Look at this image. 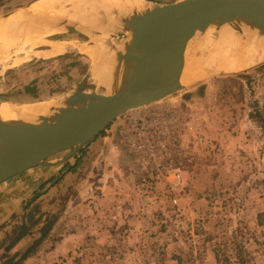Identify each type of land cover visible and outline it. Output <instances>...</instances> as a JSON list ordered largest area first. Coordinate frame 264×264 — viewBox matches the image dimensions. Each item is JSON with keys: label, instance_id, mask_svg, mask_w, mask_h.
I'll return each instance as SVG.
<instances>
[{"label": "rangeland", "instance_id": "rangeland-1", "mask_svg": "<svg viewBox=\"0 0 264 264\" xmlns=\"http://www.w3.org/2000/svg\"><path fill=\"white\" fill-rule=\"evenodd\" d=\"M29 1L0 0V18ZM50 31L39 41L91 40L63 27L50 26ZM103 38L112 42L116 36ZM25 44L15 38L1 48L0 101L59 100L72 94L93 64L75 50L37 56L46 48L42 43L29 50L36 55L27 57ZM186 49L184 62L190 69L199 52L192 51L191 43ZM203 68L201 80L182 84V90L154 103L188 112L195 128L183 138L182 185L174 195H163L164 183L154 193L140 187L136 159L119 142L122 115L114 120L117 146L104 181L94 178L79 186L76 177L41 190L44 181L17 190L21 202L16 212L0 214V262L20 255L50 226L23 264H264V61L230 73ZM34 191H40L39 197L26 206ZM173 196L176 205L169 202ZM22 223L29 232L8 251Z\"/></svg>", "mask_w": 264, "mask_h": 264}, {"label": "water", "instance_id": "water-1", "mask_svg": "<svg viewBox=\"0 0 264 264\" xmlns=\"http://www.w3.org/2000/svg\"><path fill=\"white\" fill-rule=\"evenodd\" d=\"M146 2L149 9L143 13L122 19L117 29L113 26L106 34L94 35L116 36L111 48L114 41H126L122 51L115 55L112 51L116 87L109 90L94 77L92 64L64 105L49 117L18 127L0 120V184L30 169L69 160L123 114L182 90L184 52L197 31L227 27L241 32L245 27L264 37V0ZM50 26L87 34L57 20ZM61 154L60 159L50 160Z\"/></svg>", "mask_w": 264, "mask_h": 264}, {"label": "bare ground", "instance_id": "bare-ground-1", "mask_svg": "<svg viewBox=\"0 0 264 264\" xmlns=\"http://www.w3.org/2000/svg\"><path fill=\"white\" fill-rule=\"evenodd\" d=\"M147 9L149 5L144 0H37L27 7L14 10L7 19L0 20V51L2 46H6L3 44L22 38L26 43L22 50L26 53L38 43L46 44L48 50L36 52L37 56L39 54L45 58L59 55L67 49L82 52L94 65L93 76L112 90L119 83L116 70L111 72L113 53L115 55L116 51H122L126 41H114V48H111L109 38L94 35L98 32L106 34L113 26L117 29L122 19L134 13L141 14ZM55 20L75 24L89 33L90 42L75 44L72 41H39L42 36L51 33L50 25ZM190 43L192 51H198L199 56L191 58L190 69H186L187 64L184 62L181 85L201 80L205 76L203 67L230 73L264 60V37L245 27H242L241 32L227 27H210L205 32L197 31L187 45ZM36 53L29 52L27 57ZM70 95L56 101L37 103L18 104L2 100L0 120L16 127L37 124L41 118L49 117L53 111L62 107Z\"/></svg>", "mask_w": 264, "mask_h": 264}, {"label": "built area", "instance_id": "built-area-1", "mask_svg": "<svg viewBox=\"0 0 264 264\" xmlns=\"http://www.w3.org/2000/svg\"><path fill=\"white\" fill-rule=\"evenodd\" d=\"M122 117L121 142L136 159L140 187L145 193H154L164 183L163 195H174L182 185L179 157L183 138L195 132L191 116L173 104H153ZM169 202L176 205V197Z\"/></svg>", "mask_w": 264, "mask_h": 264}, {"label": "crops", "instance_id": "crops-1", "mask_svg": "<svg viewBox=\"0 0 264 264\" xmlns=\"http://www.w3.org/2000/svg\"><path fill=\"white\" fill-rule=\"evenodd\" d=\"M178 0H163V2H154L156 4H169L176 2ZM87 37L90 35L87 33ZM47 39V38H46ZM48 50V47L43 49ZM70 53V49H67ZM56 56V55H54ZM52 56V57H54ZM89 67V66H88ZM113 123L105 130V135L98 136L92 141H90L84 150L83 154H78V152L69 160L60 163V164H52V165H46L44 166L42 171H39L36 167L33 169H30L31 173H28L29 171H25L21 174H28L27 177H20L16 179L17 177H13L4 183V190L0 189V214L1 212L4 213H15L16 209L18 208L17 202L20 201V193L17 192L23 189H27L25 186L27 184L37 185L41 182H45V180H49L51 178H55L56 176L64 175L65 180H70L71 178H78L80 183L79 186L85 185L89 181L95 180H103L104 177L107 176V172L111 170L109 168L108 164L111 163L114 160V147L117 146V144H114V136L118 135L119 130H116L114 128ZM119 124V123H118ZM122 126V125H120ZM122 132V130H121ZM119 142H121V133H119ZM120 147V145H119ZM80 158V164L76 168V171L74 173L68 172V167L74 166L76 160ZM46 168V169H45ZM36 171V172H35ZM21 174L17 175L20 176ZM27 178V179H22ZM93 178V179H92ZM106 178V177H105ZM16 179V180H15ZM15 180V181H14ZM9 182H12L10 185ZM96 183V182H95ZM2 184V183H1ZM50 184V183H49ZM11 186V187H8ZM29 189V188H28ZM107 190V192H111V189H104ZM97 192V191H95ZM19 194V195H18ZM18 200V201H17ZM21 202V201H20ZM11 206L14 208L11 209ZM14 210V211H12Z\"/></svg>", "mask_w": 264, "mask_h": 264}, {"label": "trees", "instance_id": "trees-1", "mask_svg": "<svg viewBox=\"0 0 264 264\" xmlns=\"http://www.w3.org/2000/svg\"><path fill=\"white\" fill-rule=\"evenodd\" d=\"M37 1V0H30L27 4H23L19 7H23V6H27L30 3ZM146 1H151V0H146ZM18 7V8H19ZM105 133V130L102 131L99 136H103V134ZM88 145V144H87ZM86 145V147H87ZM84 149H81L78 154H83ZM80 164V158H78L74 164V166L68 167L67 171L74 173L76 171V168L79 166ZM64 175H62L60 173V175H58L55 178H51L47 181H45L43 184L40 185V187L38 188L39 190H41L46 184H52V185H56L59 182H61V180L63 179ZM40 195V191H34L32 198L27 202L26 206H29L30 204H32ZM50 226L44 228L43 230L40 231V236L37 240H35L33 242L32 245H30L28 248H26L20 255H16L10 258H7L3 261L0 262V264H23V262L25 260H27L31 255H33L35 253V249L36 247L39 245V243L46 237V235L48 234V232L50 231ZM17 234L14 237V239L9 243V245L7 246V250L10 251L12 250L18 243H20V241H22L25 236L27 235V233L29 232V229L26 227V224L22 223L18 228H17Z\"/></svg>", "mask_w": 264, "mask_h": 264}]
</instances>
